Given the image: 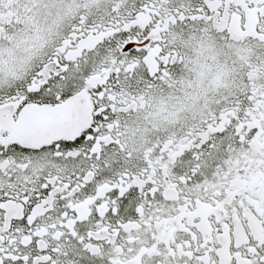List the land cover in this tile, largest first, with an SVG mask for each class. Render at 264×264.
Returning <instances> with one entry per match:
<instances>
[{"label": "snow or ice", "instance_id": "6c2138e0", "mask_svg": "<svg viewBox=\"0 0 264 264\" xmlns=\"http://www.w3.org/2000/svg\"><path fill=\"white\" fill-rule=\"evenodd\" d=\"M0 264H264V0H0Z\"/></svg>", "mask_w": 264, "mask_h": 264}]
</instances>
